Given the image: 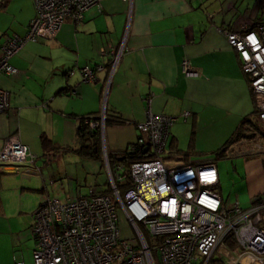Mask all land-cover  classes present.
<instances>
[{
  "label": "crops",
  "instance_id": "1",
  "mask_svg": "<svg viewBox=\"0 0 264 264\" xmlns=\"http://www.w3.org/2000/svg\"><path fill=\"white\" fill-rule=\"evenodd\" d=\"M238 1L100 0L84 11L81 20L66 18L53 37L24 41L9 59L17 72L0 74V88L9 99V107L0 113V149L16 133L31 155L40 157V169L26 162L15 172H6L7 167L0 165V264H27L21 237L27 231L34 236V212L51 197V185L69 175L76 183L73 189L79 191V171L90 170L83 164L90 157L75 150L82 115L98 121L104 116L100 140L105 171L108 151L129 149L139 137L137 133V139L125 146L110 140L108 144L105 127L119 124L105 122L110 113L118 112L128 120L120 124L137 130L150 116L168 114L176 119L167 157L190 145V154L175 155L242 157L233 168L245 181L250 206L264 199V191L251 179L254 172L264 173V137L254 130L253 136L230 142L244 116H258L249 77L226 37V31L252 23ZM35 15L34 0H0V57L5 41L23 38ZM184 60L196 74L185 73ZM86 69L93 79H84ZM62 157H76L71 170ZM218 175L220 184L219 169ZM64 187V200L86 194L72 196ZM237 196L232 201L222 198L231 205L239 202ZM35 246L36 240L33 250Z\"/></svg>",
  "mask_w": 264,
  "mask_h": 264
},
{
  "label": "built area",
  "instance_id": "2",
  "mask_svg": "<svg viewBox=\"0 0 264 264\" xmlns=\"http://www.w3.org/2000/svg\"><path fill=\"white\" fill-rule=\"evenodd\" d=\"M99 1L34 0L36 15L26 35L4 43L0 74L17 72L9 59L24 41L53 37L66 18L81 20L84 11ZM226 37L249 77L256 112L264 124V18L228 30ZM119 55L117 51L112 56V69ZM182 66L186 74H196L188 60ZM84 79H93L91 70L84 71ZM8 100L7 91L0 88V113L9 107ZM103 118L98 121L101 128ZM175 119L158 114L137 125L136 145L142 157L131 161L128 184L122 185L126 166L112 167L106 157L110 191L90 190L67 200L47 196L38 205L32 264H264V199L246 208L237 202L226 205L217 190L221 157H197L170 166L165 152ZM30 155L28 145L14 133L0 149V165L31 166L36 158ZM118 207L135 230L132 239H119ZM229 238L235 245L228 243ZM221 246L226 259L214 258Z\"/></svg>",
  "mask_w": 264,
  "mask_h": 264
},
{
  "label": "rangeland",
  "instance_id": "3",
  "mask_svg": "<svg viewBox=\"0 0 264 264\" xmlns=\"http://www.w3.org/2000/svg\"><path fill=\"white\" fill-rule=\"evenodd\" d=\"M226 3H230V0H222ZM241 10L246 9L245 16H251L253 19L254 16L259 14V8L258 3H256V0H239ZM252 14V15H251ZM252 22V20H251ZM105 133L107 134V143L109 144V140L112 141V144H121L117 146H125L128 142L136 140L137 139V133L138 130L134 128V126H129L127 124H107L105 127ZM110 146V145H109ZM168 151L165 152V155H168ZM171 154V153H170ZM63 162L66 163L68 167L67 169L71 168V159H74L76 157H62ZM197 157H180L177 155H173L169 157H165V161L171 165H182L186 162L192 161L196 159ZM211 159H214L215 157H208ZM242 160V157H223L217 162L218 169L220 170V184L218 186V191L222 194L223 198L225 200H233L236 195L238 198V204L242 208H246L250 206L252 202V198L248 192V188H245V181L239 177L237 171H234V164L238 161ZM77 164V168L80 169V164ZM86 168H90L88 172L86 171L84 173L83 170L79 171V191L77 192L75 189H73L76 186L75 180H72L69 175H64L61 179L56 181L55 185L50 186V195L51 197H57L62 200L65 198V191L62 188L63 185L64 188L67 189V192H70L72 196H75L76 192L77 194L82 192H88L91 187H99V188H107L109 184V175L108 172L105 171V169L102 167V163L100 160L94 159V158H88L84 160V163ZM71 170V169H69ZM263 175V176H262ZM262 175H259L257 173H253L251 179L255 187L257 189L264 191V173ZM236 177V182L234 181V178ZM63 182V183H62ZM63 194V197H60L59 195ZM76 197V196H75ZM113 200L115 201V197L111 195ZM117 216H118V227H119V239L120 240H128L135 237V230L133 226L131 225L126 213L121 207L117 208ZM24 233V232H23ZM35 244L34 236L27 231V235L21 237L20 246L23 249L22 251L26 254L27 258V264H32L33 258V246ZM19 246V247H20ZM20 249V248H18ZM20 252V251H18ZM221 255L224 256V258H227V254L223 253V250L220 248L217 249L215 252L214 258H219Z\"/></svg>",
  "mask_w": 264,
  "mask_h": 264
},
{
  "label": "trees",
  "instance_id": "4",
  "mask_svg": "<svg viewBox=\"0 0 264 264\" xmlns=\"http://www.w3.org/2000/svg\"><path fill=\"white\" fill-rule=\"evenodd\" d=\"M256 3H258L259 14L253 17L252 23L264 18V0H256ZM92 116L93 115L79 116L78 118L79 122H78V126L76 129V132H77V144L76 145L77 146H75V150L79 152L80 154H83L90 158H96L104 162V157H102V151H101L100 125L98 123V118H93ZM109 116L106 117V120H105L106 123L116 122L120 124V123L128 122V120L122 117L118 112L110 113ZM253 117L254 118H251V116L249 115H246L243 117V119L238 124L235 131L233 132L232 136L230 137V142H236L241 137H246V138L251 137L255 134V132L260 133L261 136L264 137V125L261 122H259V119L257 118L258 116L256 114H254ZM92 121L96 123V125L91 126ZM136 144L137 142L135 143L134 141L128 145V147H130L129 149L134 150L133 154L128 152L129 149L108 151L107 159L112 167L115 166L117 163H122L124 166H126V173H125L126 178L122 182V185L129 183V165L131 161L142 157L140 155L141 150ZM191 148L192 146L190 145L188 150L184 151V150L178 149V150H174L170 152L171 153L174 152L175 154H179V155H188L190 154ZM222 150H224V147L222 148ZM39 158L40 157H37V159H35V161L33 162L35 167H38L39 165L38 163ZM184 158H187V157H184ZM38 169L40 168L38 167ZM108 191L110 190L106 188L103 192H108ZM227 241L230 245H233V244L235 245L232 238H229ZM216 262L217 261H214V264H225L224 262H219V263H216Z\"/></svg>",
  "mask_w": 264,
  "mask_h": 264
},
{
  "label": "water",
  "instance_id": "5",
  "mask_svg": "<svg viewBox=\"0 0 264 264\" xmlns=\"http://www.w3.org/2000/svg\"><path fill=\"white\" fill-rule=\"evenodd\" d=\"M141 145H142V144H141ZM146 150H147V147H144V151H146ZM128 152L132 153L133 151L128 150ZM21 166H23V165H21ZM5 171H6V172H15L16 170H15L14 167L9 166V167H7V168L5 169Z\"/></svg>",
  "mask_w": 264,
  "mask_h": 264
}]
</instances>
